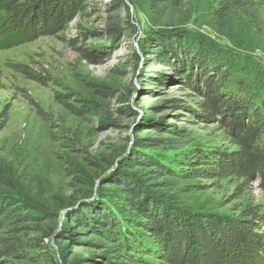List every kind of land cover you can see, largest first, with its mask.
Listing matches in <instances>:
<instances>
[{
	"label": "rangeland",
	"instance_id": "obj_1",
	"mask_svg": "<svg viewBox=\"0 0 264 264\" xmlns=\"http://www.w3.org/2000/svg\"><path fill=\"white\" fill-rule=\"evenodd\" d=\"M121 1L131 35L105 33L113 0H84L63 31L0 47V197L52 215L21 235L33 243L34 259L0 264L118 260V246L69 219L84 206L105 207L121 230L142 240L145 232L129 222L136 214L121 202L118 171L147 195L183 209L230 213L252 203L264 212L258 180L239 188V182L188 175L193 152L236 147L218 123L198 115L202 97L187 79L197 69L182 67L186 56L165 65L144 51L152 49L149 40L177 35L190 46H231L224 32L230 22L213 15V0H175L164 16L151 0ZM262 47L250 53L264 67ZM140 157L161 166L142 165ZM123 162L130 166L120 171Z\"/></svg>",
	"mask_w": 264,
	"mask_h": 264
},
{
	"label": "trees",
	"instance_id": "obj_2",
	"mask_svg": "<svg viewBox=\"0 0 264 264\" xmlns=\"http://www.w3.org/2000/svg\"><path fill=\"white\" fill-rule=\"evenodd\" d=\"M83 1L0 0V47L63 31L85 8ZM113 1L116 7L107 16L105 33L114 39L131 35L134 29L128 15L121 16L124 3ZM174 1L151 0V4L156 11L164 10V16ZM213 1V15H223L231 24L229 31H224L231 46H190L177 35L149 40L152 49L144 51L152 54L150 61L165 65H177V54L186 56L182 67L189 64L197 69L187 79L202 97L198 115L204 122L218 123L236 147L193 152L188 156L192 166L188 175L239 182V188L258 180V187L264 191V67L251 55L264 45V0ZM261 49L264 51V47ZM138 162L161 166L144 157ZM127 165L123 162L120 171ZM114 178L123 186V206L137 216L130 224L146 234L142 240L136 232L121 230L117 217L105 207L87 205L83 212L69 215L81 228L105 236L118 246L120 257H112L111 264H264V212L258 205H240L230 213L183 209L158 195H147L119 171ZM4 180L0 172V182ZM51 217L11 197H0V263L34 259L35 255L30 254L35 248L33 243L21 235L30 224Z\"/></svg>",
	"mask_w": 264,
	"mask_h": 264
}]
</instances>
